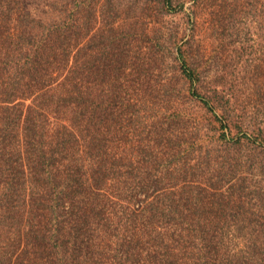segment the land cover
<instances>
[{
  "label": "trees",
  "instance_id": "obj_1",
  "mask_svg": "<svg viewBox=\"0 0 264 264\" xmlns=\"http://www.w3.org/2000/svg\"><path fill=\"white\" fill-rule=\"evenodd\" d=\"M100 1L0 0V264H264V120L213 87L197 43L228 5L264 31V0H149L185 17L157 89L126 72L140 47L113 21L83 52ZM187 101L218 135H188Z\"/></svg>",
  "mask_w": 264,
  "mask_h": 264
},
{
  "label": "rangeland",
  "instance_id": "obj_2",
  "mask_svg": "<svg viewBox=\"0 0 264 264\" xmlns=\"http://www.w3.org/2000/svg\"><path fill=\"white\" fill-rule=\"evenodd\" d=\"M229 1L231 0L227 2ZM100 3L102 5L98 8L95 25L82 40L83 52L85 54L88 52L87 48L92 35L104 45L108 43L109 39L105 40V29L108 27L106 24L113 21L115 30L121 26L118 29L121 31L122 37L129 34V42L134 43L137 39L135 43H138L136 45L140 47L136 52L134 50L125 51L128 61L125 67L126 72L146 74L145 79L149 87L151 89L159 88L162 79L168 74L170 75L172 71L170 64L172 62L162 58L164 52L160 51L163 40L161 33L164 29L184 25L183 13H165L160 4L149 0H101ZM189 4L190 2L187 1L183 7L188 10ZM251 9L250 13H244L243 11L239 12L232 5H228L226 21L220 27H212V31L204 29V35L198 37L197 43L204 53L203 69L209 72L211 77H215L213 87L225 99H228L229 95L233 96L234 100H231L230 103L237 100L239 105L237 109L241 110L242 107H245L247 119L245 123H255L256 125V122H259L262 125L264 120V61L262 60L264 58V38L262 34L264 31L260 26L261 18H259L258 12ZM105 19L107 22L104 24ZM133 36H135L134 40H132ZM122 41L128 43L123 38ZM112 44L114 43L111 42ZM130 44L132 45V43ZM149 45H152L157 51L155 52L156 58L150 61V64L146 58ZM135 86L138 87V84L135 83ZM174 95L176 97L178 92H175ZM182 106L192 116H196L200 123L201 131L188 135L219 134L220 131L214 129L220 126V122L215 121L216 118L212 112L206 111L201 104L194 101H187ZM152 114V118L155 117V114ZM216 115L218 116L219 112ZM236 119L240 121L241 118L236 117ZM235 123L240 122L231 124L233 134L240 131L239 124ZM206 127L213 128V131H206ZM242 153L247 155L246 151Z\"/></svg>",
  "mask_w": 264,
  "mask_h": 264
}]
</instances>
